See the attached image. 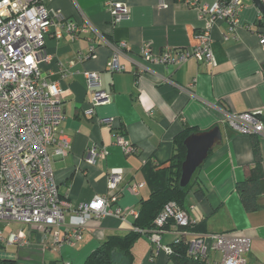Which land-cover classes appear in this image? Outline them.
Wrapping results in <instances>:
<instances>
[{
  "label": "crops",
  "instance_id": "1",
  "mask_svg": "<svg viewBox=\"0 0 264 264\" xmlns=\"http://www.w3.org/2000/svg\"><path fill=\"white\" fill-rule=\"evenodd\" d=\"M108 0H53L47 6L61 10L69 20L91 29L76 38L68 35L46 38V51L51 61L41 64L42 75L48 83L57 82L64 93L62 128L71 138V150L64 158L53 157V170L61 199L71 205L91 201L108 191L107 174L120 170L119 201L123 217L90 220L83 240L75 245L54 246L51 239L43 245L38 231H29L27 245H8L18 264H84L108 236L124 235L133 228L142 199L150 195L143 167L146 164L163 166L173 153V139L188 125L201 131L219 126L222 141L215 146L197 173L196 187L202 186L205 196L199 199L194 190L185 201V210L197 226L206 233L242 231L252 239L247 264H264V175L257 207L248 212L241 200L237 183L243 181L255 165L251 134L233 130L225 111L262 112L264 116V47L260 35L264 33V16L254 0H244L239 13V25L230 30L224 20H217L212 28V50L216 66L190 58L181 65L148 62L139 48L151 41L156 51L173 48L189 50L200 44L198 34L203 21L193 0H124L130 17L113 24L107 8ZM213 4L221 0H202ZM264 4V0H261ZM125 42L131 50L119 49ZM95 56L89 57L91 45ZM119 49L123 71L111 72L108 63ZM86 72H98L101 89L110 95V102L92 108L87 88ZM167 80V81H165ZM112 118L111 124L101 123ZM115 134L124 135L135 146L125 153L115 143ZM260 138L262 171L264 174V134ZM97 145L108 151L105 157L89 164L87 150ZM144 182L138 193L132 185ZM136 212L134 214L133 212ZM15 224V225H14ZM6 233L28 231L24 224H3ZM176 226L161 236L163 245H171L178 238ZM192 238V235H188ZM134 264H173L164 250L143 234L136 242ZM222 254L212 252V259L220 261Z\"/></svg>",
  "mask_w": 264,
  "mask_h": 264
},
{
  "label": "built area",
  "instance_id": "2",
  "mask_svg": "<svg viewBox=\"0 0 264 264\" xmlns=\"http://www.w3.org/2000/svg\"><path fill=\"white\" fill-rule=\"evenodd\" d=\"M53 0H0V223L24 224L28 231L0 229V248L8 245L30 243L29 231H38L43 236V245L49 239L54 246L66 243L75 245L83 240L90 220L100 221L107 217H123L120 208L112 205L119 201V184L123 173L112 169L107 174L108 191L96 195L91 201L71 205L61 199L53 170V157L64 158L71 150V138L62 128L64 111L59 83H48L42 75L41 64L49 62L52 56L46 51V38L57 39L65 34L76 38L81 32L91 29V24H77L67 19L61 10L47 6ZM244 0H221L213 4L193 0L203 21L198 38L200 44L183 52L173 48L156 51L151 41L140 48V55L148 62L179 66L190 58L216 66L212 50V28L217 20L226 21L231 31L239 25V13ZM107 8L113 24H120L130 17V9L124 0H108ZM264 47V33L260 35ZM119 49L131 50L125 42ZM115 47L108 69L123 71L119 49ZM96 46L89 49V57L95 56ZM87 88L91 94L92 108L110 102V95L101 89L98 72H86ZM167 81V80H165ZM229 126L243 134H264L262 112L237 113L225 111ZM101 123L111 124L112 118ZM115 143L125 153L135 151L130 141L121 134H115ZM108 151L97 145L87 150L86 161L95 164ZM144 182L132 185L137 192ZM136 214V212H133ZM187 227L193 223L187 211L177 202H168L154 223L155 230L150 239L168 255L171 245H163L161 236L168 229L165 226ZM176 239L180 240L181 232ZM188 239V254L194 258L210 260L211 253L220 252L221 260L212 259L213 264H247L252 239L242 231L224 233H194L183 231ZM62 264H70L63 262Z\"/></svg>",
  "mask_w": 264,
  "mask_h": 264
},
{
  "label": "trees",
  "instance_id": "3",
  "mask_svg": "<svg viewBox=\"0 0 264 264\" xmlns=\"http://www.w3.org/2000/svg\"><path fill=\"white\" fill-rule=\"evenodd\" d=\"M261 120L264 124V116L261 117ZM197 132H201V130L191 128L187 125L173 139L174 148L168 164L163 166L146 164L143 167L146 184L150 188V195L147 199L141 200L139 214L133 222V228L124 235L113 234L108 236L87 257L84 264H134L135 257L133 248L136 242L143 234L151 236L156 228L154 221L168 202L175 201L181 208L185 209V201L191 191L194 190V193L199 199L205 196L206 192L202 186L199 185L195 188L197 173L204 164L196 170L187 186H180L182 164L187 153L185 139L190 134ZM258 135L251 134L255 165L248 171L247 177L237 183V190L248 212L256 209L257 197L262 192L261 178L264 174L262 171V152ZM212 151H210V154ZM171 225L172 222H169L165 226V229H169ZM177 230L181 232V235L179 241L176 240L171 244L172 253L170 254V259L173 264H213V262L194 258L188 254L187 241L189 234L184 236L183 231L199 233L203 231L200 225L197 226L192 223L187 227H178ZM0 264H18V262L10 258H0Z\"/></svg>",
  "mask_w": 264,
  "mask_h": 264
},
{
  "label": "water",
  "instance_id": "4",
  "mask_svg": "<svg viewBox=\"0 0 264 264\" xmlns=\"http://www.w3.org/2000/svg\"><path fill=\"white\" fill-rule=\"evenodd\" d=\"M264 16V4L261 0H254ZM222 141V132L219 126L209 130L192 133L185 139L187 153L182 164L180 186H187L196 170L209 157L210 151Z\"/></svg>",
  "mask_w": 264,
  "mask_h": 264
},
{
  "label": "rangeland",
  "instance_id": "5",
  "mask_svg": "<svg viewBox=\"0 0 264 264\" xmlns=\"http://www.w3.org/2000/svg\"><path fill=\"white\" fill-rule=\"evenodd\" d=\"M15 225V224H14ZM4 228V226L0 225V229ZM12 248L10 249H3L0 248V258H12Z\"/></svg>",
  "mask_w": 264,
  "mask_h": 264
}]
</instances>
